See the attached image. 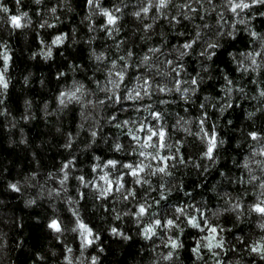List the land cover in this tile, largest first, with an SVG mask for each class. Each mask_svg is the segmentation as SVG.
<instances>
[{
  "label": "trees",
  "instance_id": "trees-1",
  "mask_svg": "<svg viewBox=\"0 0 264 264\" xmlns=\"http://www.w3.org/2000/svg\"><path fill=\"white\" fill-rule=\"evenodd\" d=\"M4 2L8 5L10 12L15 14V0H4ZM143 2L145 0H102L103 5L110 10L114 4L117 6L127 5L122 7L121 13H117L121 19L117 22L120 32L115 39L123 40L127 47L136 53L132 63L137 62V57L146 51L148 45L160 44L161 33L164 34L167 45L170 47L186 38L178 36L177 33L187 34L191 33L193 29L191 22H183L173 28L163 17H158L154 21L153 17L157 16L154 8H150L148 14L142 13L140 18L134 17L132 12L138 10ZM173 2L178 3L183 0H173ZM62 4L63 6H61ZM51 7H56L55 17H58V20L53 17L52 13L46 11ZM37 9L40 10V16H37ZM21 11L28 12L33 23L23 29L13 31L10 36L8 25L3 24V20L0 19V25H3L0 26V39L7 40L13 50V61L9 69L11 80L5 101V107L10 115L0 116V264H67L63 258L65 255L70 256L73 264H91L90 257L93 255L98 256L97 264H151L152 260L157 259L159 254L166 252L167 249L157 239L155 250H153V244L137 235L136 226L130 223L127 217L120 221L114 220L112 214L105 212L104 208L100 207L101 201L95 200L91 188L87 190L82 186L80 188L82 192L88 193L87 200H80V211L85 222L100 233L101 240L96 244L103 247V252H99L95 245L88 246L83 250L81 257L80 241L77 234L68 232L57 240L45 227V217L53 214V206H55V214L67 222L71 214L67 210L68 205L64 203V199L69 195L76 198L78 185L75 177L77 175H84L86 179L91 180L101 174L100 171L91 172V165L97 163L92 157L100 156L102 160L127 158L126 153H113L104 143L103 138H117L124 144H127L130 138L123 134L127 129H116L114 124L106 122V118L115 110L112 107L100 110V129L94 143H89L87 131L92 121L82 120V109L79 104L73 101L63 111H56L58 102L55 97L61 89L70 87L73 79L82 82L90 90V93H95L94 96L89 94L85 99L95 101L104 97V93L97 89L93 80H100L103 84L105 73L95 71L96 62L90 59V49L94 48L99 52L107 46L106 54L110 59H115L118 53L114 47V40L109 39L106 33L99 28V25L106 23L102 15L97 13L92 16L91 21L85 20L84 17L89 13L86 0H42L40 5H36L33 0H21ZM168 11L170 14H175L174 8H170ZM259 11H264V8H260ZM3 15L0 13V17ZM42 18L48 19L54 27L38 28ZM231 19V13H225V20L229 25ZM215 20L216 14L211 13L205 15L204 21H201L197 16L195 23L206 21L215 27ZM89 23L96 27L94 32L89 31ZM251 23L254 30L264 33V17L256 16ZM144 24H152L153 27L145 32ZM238 28L239 31H237L235 39L221 40V47L216 50L212 61L205 62L209 68L208 76L198 91L195 94H190L192 97L190 101L185 102L179 99L178 94L175 93H154L150 100L145 97L142 102H123L122 106L127 111L116 112L119 119L139 121L147 117L145 122L153 123L152 118L143 110V107L139 113L134 110V105L150 103L154 109L166 110L163 123L170 128L179 117L187 119L197 116L199 105L206 96L212 98V102L217 103V106L219 103H223L220 97L223 96L221 89L224 81L222 77L225 75L235 84L243 87L247 97L257 95L255 88H264V69L257 73H252L249 70V74H243L242 71H237V63L229 55L230 53L236 55L239 60L241 59L239 53L250 51L256 46L250 41L248 33L243 30L244 25H239ZM61 32L67 34L68 38L63 45L53 49L52 59L45 61L39 55L35 59L30 58L31 52L37 51L40 46L37 39L38 33L40 38L47 42L53 35ZM141 36H150L151 39L141 41ZM90 37H95L91 45L85 43ZM119 54H123V46ZM259 62L260 58L258 57ZM69 63L79 64L82 67L76 73H72L68 70ZM184 63L186 69L184 78L188 73L195 75L200 70L195 53L185 57ZM58 71H65L66 76L57 79ZM29 73H31L29 83L25 85L23 77ZM137 74L138 70L130 69L128 77L134 78ZM253 79L257 80L256 85L251 82ZM161 99L168 103L161 105L159 103ZM25 100L30 102L31 108L26 107ZM233 101V107L227 109L222 116L213 108L207 109L208 124L211 125L215 122L219 135L226 141L220 149V158L216 165L203 175L198 174L203 172V169L197 170L191 166H178L175 172L176 178L182 180L186 185V190L193 191L196 199L208 204L210 209L224 206V200L218 197V192L227 191L235 198L242 195L244 189L247 188L248 195L244 196L245 209L247 203L254 200L251 184L228 183L219 175L223 171L232 177L243 175L247 178V173L237 165H242L244 158L250 154L248 145L251 141L245 137L244 133L251 130L252 122L246 119V112L252 111L258 105L257 101L245 98L240 93H233ZM45 103L48 105V115L44 111ZM83 111L85 114L92 112L93 116H96V111L91 106H86ZM28 113L31 114L28 120L21 118ZM228 120L232 121L231 125L227 124ZM81 123H84L83 128L78 127ZM189 127L193 132L197 130L194 120L189 124ZM255 127L257 129L264 128V119H257ZM68 133L74 135L79 133L71 149L61 146ZM180 135L186 142L185 156L192 155L195 159L199 154L198 149L202 147L200 142L194 136L182 132ZM22 138L25 141L23 144L20 143ZM251 143L256 146L254 142ZM86 145L88 146L86 147ZM72 156L76 157V161L74 162L75 166L70 169L71 174L66 182L67 191L62 193L59 198L54 194L50 197L48 191L60 187L59 181L62 178V173L58 172V168L62 162H66ZM255 159L260 160L264 157L257 154ZM249 167L253 168L254 174H260L255 164L250 163ZM103 170L108 171L109 169ZM33 172L37 173L35 178L31 176ZM49 172L53 174L52 177L48 176ZM25 177H28L27 182H25ZM156 179L158 177L153 178V180ZM17 181L20 182V192L17 193L7 188L8 182ZM97 183L102 184L103 182L97 180ZM195 184H199L200 187L194 189ZM41 186H43V194H41ZM213 186H216V191H212ZM177 196L183 199V193H173L172 199L176 200ZM30 198H36L38 203L26 205L25 201ZM111 206L112 201L109 200L104 207L110 208ZM117 207L124 209L125 204L121 202ZM255 219V215L249 218L245 213L243 221L233 225L232 214L222 213L220 216L221 224H226L232 229L231 233H225L228 240H232L235 235L249 233L259 235L258 229L253 232ZM109 225L118 226L132 238L125 241L120 237L113 236L108 231ZM182 239L184 248L180 249L177 264H194L195 257L190 251L194 242L193 232L186 230ZM65 244L72 248L71 253L64 251ZM37 253L44 257L43 261L37 259ZM236 256H239L244 264H250V261L254 259V257L244 254L242 245H237L235 255L231 251L225 253L224 264H228L229 260L235 259ZM204 258L209 260L207 253ZM160 264H167V262L160 261ZM196 264H202V262H196ZM209 264H211L210 260ZM256 264H261V262L257 259Z\"/></svg>",
  "mask_w": 264,
  "mask_h": 264
},
{
  "label": "snow or ice",
  "instance_id": "snow-or-ice-1",
  "mask_svg": "<svg viewBox=\"0 0 264 264\" xmlns=\"http://www.w3.org/2000/svg\"><path fill=\"white\" fill-rule=\"evenodd\" d=\"M36 5H40L42 0H33ZM15 14L10 12L8 5L4 0H0V13H3V24L8 25L9 36L17 29H23L33 23L29 17V13L21 11V0H15ZM63 6V4L61 5ZM86 6L89 9L85 20L91 21L94 14H100L106 21L99 25L109 39L114 40V47L117 51L115 59H110L106 54L107 46L104 50L97 51L90 49V59L96 62L95 71L105 73L104 83L100 80H93L97 89L104 93L103 98L95 101L85 99L90 93L85 85L73 79L72 85L61 89L55 97L57 103L56 111H63L69 104L75 101L80 105L83 121L91 120L87 131L89 134V143H94L99 134V112L106 107H112L115 110L106 118V122L114 124L116 129H127L123 133L130 138L127 144L122 143L117 138L104 137V143L108 145L113 153H126V159L108 158L102 160L100 156L92 157L97 161L91 165V172L98 171L101 174L95 179H86L84 175H77L76 198L71 195L66 196L64 203L68 205L70 217L65 220L55 214V206H53V214L45 217V227L50 230L54 238L59 240L65 233L71 232L77 234L80 241L81 257L83 250L88 246L95 245L99 252H103V247H99L96 242L101 240L100 233L89 226V223L81 216L80 200H87L88 193L80 190L92 189V195L96 201H101L100 207L105 212L112 214L114 220L120 221L125 217L129 222L136 226V233L143 240L153 244L155 250V242L159 239L166 252L159 254L157 259L151 261V264H160V261L167 264H177L179 260L180 249L184 248L182 237L186 230L193 232V246L190 251L195 257L196 262L202 264H224L223 257L225 253L231 251L234 255L237 252V245H242V251L249 257H254L250 264H256L257 259L264 264V159L257 160V154L264 157V128L257 129L255 121L264 119V88L256 87L257 95L247 97L245 89L230 79L227 75L223 76L222 86L223 96L220 99L223 103L212 102V98L205 97L201 101L197 116L179 117L171 127H166L165 120L166 110L154 109L152 104L134 105V110L139 113L141 107L152 118L153 123H146L147 117L137 121L135 119L120 120L116 112L127 111L123 102L133 101L142 102L145 97L149 100L154 93L178 94L179 99L188 102L191 100L190 94H195L208 76L209 68L206 61H212L216 55V50L221 47V40L228 38L235 39L238 26L244 25V31L248 33L250 41L254 46L252 50L239 53L241 59L237 60V56H232L234 62L237 63V71L243 74L257 73L264 69V33L257 32L252 27V21L256 16L264 17V0H183V2L174 3L173 0H145L141 3L138 10L132 12L134 17L140 18L141 14H148L150 8H154L158 17H163L169 24L175 28L183 22H191L193 29L191 33H177L180 37H186L182 42L167 45L166 38L163 33L160 34L159 45H148L146 51L137 57V62L132 63V59L136 53L123 40H116V35L120 32L117 22L121 19L117 13L122 12V7L127 5H113L110 10L105 7L102 0H86ZM174 8L175 14H170L169 9ZM55 17L56 7L46 9ZM215 13V27L208 22L195 23L196 17L199 16L201 21L205 20V15ZM225 13H231V24L225 20ZM251 13V14H249ZM37 16H40V10L37 9ZM3 26V25H0ZM54 25L48 19L42 18L38 24V28H52ZM89 31L94 32L96 27L89 23ZM152 24H144L145 32L152 29ZM75 32V29H73ZM67 34L58 33L51 37L47 42L41 39L39 33V48L30 54V58L35 59L37 55L45 61L52 59L53 49L65 43ZM95 37H90L85 43L91 45ZM141 41L151 39V37H140ZM74 40V37H73ZM123 46V54H119ZM163 49V50H162ZM193 53L198 58L200 70L195 75L188 73L185 76V57L191 56ZM171 57V58H170ZM258 57L260 62L258 63ZM13 61V50L7 40L0 39V116L10 115L5 107V101L10 86L9 69ZM247 61V63H246ZM79 64H68V70L76 73L81 69ZM130 69L138 70V74L134 78L128 77ZM204 73V75H201ZM31 73L23 77V83L27 85ZM57 79L66 76L65 71L56 73ZM159 77V79H157ZM254 85L258 82L256 79L251 81ZM43 83V80H41ZM233 93H240L245 98L257 101V107L252 111L246 112V119L252 122L251 130L245 131V137L253 143H249L250 154L244 158L242 168L247 173V178L243 175L240 177H232L221 171L219 175L228 183H237L240 185H252V194L254 200L247 203L245 209L244 196L248 195V189L245 188L242 195L233 198L227 191L218 192L217 195L224 200V206L210 209L208 204L198 201L193 191L186 190V185L182 180H178L175 172L178 166L189 167L203 172V175L209 169L216 165L219 157L220 149L226 141L219 135L217 124L213 122L208 124L209 113L208 108H213L222 116L227 109L233 107ZM107 102V103H106ZM27 108H31L28 100L24 101ZM161 105L167 104L168 101L161 99ZM91 106L96 111V116L92 112L85 114L83 109ZM120 106V107H117ZM47 103L44 105L45 114L47 112ZM187 111V110H186ZM259 114V115H258ZM31 114H25L21 118L28 120ZM195 121L197 130L193 132L189 127L192 121ZM228 125L232 124L231 120L227 121ZM14 126V125H13ZM79 128L84 127V123L78 125ZM60 131V129H57ZM184 133L194 136L200 142L198 156L193 158L192 155L185 156V140L180 135ZM77 134H66V140L63 145L65 149H71ZM20 143H25L23 138ZM88 145H86L87 147ZM76 157L72 156L66 162H62L58 168V172L62 173L59 181V188H52L48 191L51 197L53 194L59 198L62 193L67 191L66 182L70 177V169L75 166ZM155 162V163H153ZM255 164L259 170V175L254 174L253 168L249 164ZM109 169L104 171L103 169ZM36 172L31 176L35 178ZM52 177L51 172L48 173ZM154 177L158 179L153 180ZM102 181L103 183H97ZM28 177H25V182ZM7 188L14 192H20V182H8ZM31 186V185H29ZM139 186V187H137ZM195 188H199V184H195ZM143 190V191H141ZM212 191H216L213 186ZM155 193V195H153ZM173 193H183V199L177 196L176 200L172 199ZM41 194H43V186H41ZM112 201L110 208H105L108 201ZM123 202L124 209H119L117 205ZM26 205H36L38 200L30 198L25 201ZM130 206V207H129ZM95 207V205H94ZM222 213L232 214L233 225L243 221L245 213L251 218L255 215V225L253 232L259 230V235L252 233L245 235H235L232 240H228L225 233H231L232 229L226 224H221L220 216ZM108 231L113 235L120 237L122 240H130L132 237L120 229L118 226L109 225ZM64 251L71 253L72 248L65 244ZM205 253L208 254L209 260H205ZM37 259L44 260L39 253L36 254ZM64 260L67 264H73L70 256L65 255ZM91 264H97L98 256L90 257ZM228 264H244L239 256L230 259Z\"/></svg>",
  "mask_w": 264,
  "mask_h": 264
}]
</instances>
